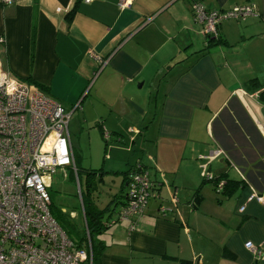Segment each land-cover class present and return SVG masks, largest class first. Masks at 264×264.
<instances>
[{"label": "crops", "instance_id": "1", "mask_svg": "<svg viewBox=\"0 0 264 264\" xmlns=\"http://www.w3.org/2000/svg\"><path fill=\"white\" fill-rule=\"evenodd\" d=\"M119 1L0 2L3 68L74 109L68 131L78 171L96 170L98 184L113 185L104 206L95 202L105 212L87 252L91 243L100 251L95 264H264L245 248L250 241L264 254V203L248 200L250 186L264 188V0H200L209 10H255L223 20L210 44L193 0ZM86 127L112 143L118 161L78 167L72 137ZM217 146L246 178L227 159L212 161L209 171L226 180L220 192L198 159ZM138 163L155 195L129 232L127 222L109 221ZM83 219L87 233L84 210Z\"/></svg>", "mask_w": 264, "mask_h": 264}, {"label": "built area", "instance_id": "2", "mask_svg": "<svg viewBox=\"0 0 264 264\" xmlns=\"http://www.w3.org/2000/svg\"><path fill=\"white\" fill-rule=\"evenodd\" d=\"M130 1L120 0L119 6L123 8ZM192 14L202 25L208 42L209 37L218 36L217 28L223 20H245L254 15L255 10L252 4L209 10L200 0H193ZM4 43L5 38L0 34V55ZM90 55L103 66L101 57ZM72 111H66L61 103L33 85L12 77L0 59V264H81L90 255L85 248L76 247L51 215L47 191L51 176L57 170L65 175L68 168L75 174L82 205L69 141L68 123ZM219 158L227 159L241 180L246 181L226 151L217 146L207 154L198 155L201 175L204 180L215 182L216 192L223 189L226 180L215 179L208 165ZM250 188L248 200L264 203V188L260 192ZM154 195L148 171L138 163L126 178L124 203L109 224L127 222L129 232L138 230L139 219ZM243 209L244 206L239 208ZM245 248L264 257L259 247L250 241L245 243Z\"/></svg>", "mask_w": 264, "mask_h": 264}, {"label": "rangeland", "instance_id": "3", "mask_svg": "<svg viewBox=\"0 0 264 264\" xmlns=\"http://www.w3.org/2000/svg\"><path fill=\"white\" fill-rule=\"evenodd\" d=\"M154 94L155 91H153V95ZM153 128L154 124L152 125L151 130H153ZM72 139L74 141V146L77 149L76 151L81 155L78 164L79 168H98L97 166H100V162H115L117 159L115 158V160H111L109 154L110 148L113 147L112 143H107L106 145L104 139L101 138L97 131H94L89 127H86L81 135L80 133H76ZM105 146L106 148H104ZM137 154H140V152ZM118 160L119 159H117V161ZM66 172L67 173L64 175L62 171L57 170L50 178V184L47 191L53 206L61 212L69 215V223L74 225V230L78 235L83 236L86 234V230L75 174L68 168L66 169ZM77 178L79 180L81 192L86 193L87 190H89L95 202L100 206H104L109 187L113 185H100L97 184L94 179H92L94 185H85L86 172L82 169H79ZM73 240L76 243L77 238L75 237Z\"/></svg>", "mask_w": 264, "mask_h": 264}, {"label": "trees", "instance_id": "4", "mask_svg": "<svg viewBox=\"0 0 264 264\" xmlns=\"http://www.w3.org/2000/svg\"><path fill=\"white\" fill-rule=\"evenodd\" d=\"M71 14L72 11H70L66 17L69 20L71 18ZM218 37V36H217ZM216 37V38H217ZM210 39H208V43H212V41L214 40V38L209 37ZM252 82V81H251ZM36 86L38 87V89L40 91H42L44 93V88L41 85L36 84ZM226 151V150H225ZM227 152V151H226ZM96 170H89L86 171V182L85 185H94V183L92 182V179H94L97 184L100 182V177H95L96 175ZM77 174H78V169H77ZM81 198H82V207L84 210V215H85V219H86V224H87V230H88V236L87 233L84 234L83 236H80L77 234V232H75V228L74 225H71L69 222L70 216L67 215L66 213L61 212L60 210H58L57 208H55L51 202L50 204V212L51 215L54 217V219L56 220V222L59 224V226L65 231V233L68 235V237L73 240L75 237L77 238V241L75 243L77 248H87L88 247V243L90 238L92 237L93 231H97L99 229H101L102 227V215L105 212L103 209H98L95 203V200L92 197V194L90 193L89 190H87L86 193L81 192ZM89 238V240H88ZM91 242V240H90ZM83 244H85V246L83 247ZM90 251L88 252L90 255L88 256L87 260L90 261L91 264H95L96 261L99 259V250L95 248V246L90 245Z\"/></svg>", "mask_w": 264, "mask_h": 264}]
</instances>
